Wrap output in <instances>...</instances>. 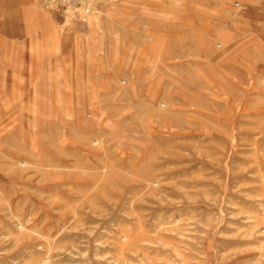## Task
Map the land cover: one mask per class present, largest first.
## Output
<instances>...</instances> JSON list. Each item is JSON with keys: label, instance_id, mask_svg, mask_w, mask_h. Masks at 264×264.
<instances>
[{"label": "rangeland", "instance_id": "rangeland-1", "mask_svg": "<svg viewBox=\"0 0 264 264\" xmlns=\"http://www.w3.org/2000/svg\"><path fill=\"white\" fill-rule=\"evenodd\" d=\"M251 3L250 30L219 31L185 78L158 72L140 111L89 112L100 152L66 157L59 126L58 166L44 150L22 160L19 193L0 191V264H264V0Z\"/></svg>", "mask_w": 264, "mask_h": 264}, {"label": "crops", "instance_id": "crops-1", "mask_svg": "<svg viewBox=\"0 0 264 264\" xmlns=\"http://www.w3.org/2000/svg\"><path fill=\"white\" fill-rule=\"evenodd\" d=\"M2 1L0 191L19 193V183H26L22 160L36 149L49 153L51 167L59 165V126L67 129L66 157L100 152L102 140L82 132L89 112L107 120L140 111L153 99L158 72L176 70L185 78L191 64L216 55L219 31H236L229 36L240 39V28L250 30L255 0H84L71 9L48 0ZM86 9L91 14L84 22ZM47 128L49 145L42 149ZM57 173L50 170V191H57Z\"/></svg>", "mask_w": 264, "mask_h": 264}, {"label": "built area", "instance_id": "built-area-1", "mask_svg": "<svg viewBox=\"0 0 264 264\" xmlns=\"http://www.w3.org/2000/svg\"><path fill=\"white\" fill-rule=\"evenodd\" d=\"M49 1L51 2V4L70 8V7L79 6L84 0H49ZM85 12L88 13L89 9H86Z\"/></svg>", "mask_w": 264, "mask_h": 264}]
</instances>
